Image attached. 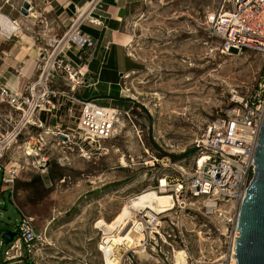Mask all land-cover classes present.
<instances>
[{
  "label": "rangeland",
  "instance_id": "obj_1",
  "mask_svg": "<svg viewBox=\"0 0 264 264\" xmlns=\"http://www.w3.org/2000/svg\"><path fill=\"white\" fill-rule=\"evenodd\" d=\"M218 1H137L135 13L128 16L124 26L131 35L125 52L137 60V70L122 76L115 99L80 98L86 80L75 85L73 92L78 100L121 112L109 139L98 144L81 141L79 104L62 98L54 118L58 124L52 126L51 117L44 123L51 133L44 135L47 145L41 152L47 161L37 164L34 158L23 157L22 148L31 136L42 135L43 128L31 127L16 142L8 143L19 114L0 103V142L6 141L0 158V235L4 230L15 232L21 217L32 218L44 234L41 243L13 260L3 259L7 244L0 237V264H102L98 249L103 235L95 223L111 221L133 196L145 190L159 191L158 178L166 176L173 181L181 171L190 174L198 151L195 143L203 137L206 126L227 109L235 90L252 92L264 75L262 53L250 49L239 54L222 53L219 39L209 37L204 17ZM3 3L0 0V13L7 14L6 6L17 11L21 23L16 24L22 28L19 36L23 40L32 36L35 49L42 41L35 39L39 32L46 31L44 39L61 36L74 21L81 25L85 21L80 10L74 9L65 23L55 20L51 25L52 20L43 14H36L35 19L28 17V12L22 13L20 0L15 5ZM43 17L47 30L40 22ZM17 39L0 34V74L6 78L18 76L23 65V60L14 65L23 56L14 47ZM38 57L37 53L32 65L21 71L28 77L20 76L17 82L15 76L19 86L34 80ZM70 64L67 70L76 72L77 67ZM81 67L85 71V66ZM72 84L56 76L49 87L69 93ZM63 127L69 139L61 144L58 129ZM3 167L17 169L8 188L1 182ZM186 204L185 209L175 205L173 210L156 215L160 221L157 233H151L153 226L141 211L136 212L135 219L145 226L148 256L119 249L120 264H173L174 251L179 249L188 256L217 259L223 247L224 223L234 210L228 204L212 212L205 208L202 198L195 197Z\"/></svg>",
  "mask_w": 264,
  "mask_h": 264
},
{
  "label": "built area",
  "instance_id": "obj_2",
  "mask_svg": "<svg viewBox=\"0 0 264 264\" xmlns=\"http://www.w3.org/2000/svg\"><path fill=\"white\" fill-rule=\"evenodd\" d=\"M45 20L40 22L44 23L43 28L47 30L48 23ZM204 25L209 37L219 39L222 53L239 54L250 49L264 55V0H219L205 14ZM43 33L46 31L35 36L36 40L39 41L40 37L42 41L36 49L40 64L34 80L26 81L16 90L0 84V103L7 104L19 114V119L13 126L14 133L8 135V143L12 140L16 142V138L28 132L31 127L43 128L42 135L31 136L22 148L23 157L34 158L37 164L42 165L47 161V157L41 153L47 145L44 135L50 133L47 128L50 126L44 123L48 117H51L49 120L56 117L62 98L79 104L77 129L81 141L89 144H98L111 138L121 115L115 108L103 107L93 101L78 100L73 94L75 85L85 81L86 71L82 72L81 66L87 65L88 58L95 49V40L81 31V23L76 24L74 21L70 30L61 36L54 34L44 39ZM70 63L77 67L76 72L67 70ZM56 76L73 82L69 93L49 87ZM104 108L110 109L111 114L104 112ZM263 117L264 75L252 92L235 90L230 96L227 109L206 126L203 137L195 143L198 151L190 174L181 171L180 177L173 181H169L166 176L158 178V187L167 189L180 209L187 206L181 208L180 203L184 204L189 198L195 197L202 198L203 205L208 210L210 209L205 202L214 201L216 207H211L212 212L217 209L219 211L221 206L228 204L234 210L233 218H226L224 223L221 232L223 247L218 258L205 260L186 255L185 264H233V260L236 264V258L232 257L235 255V238L238 237L234 216L254 174L253 155ZM58 131L60 142L64 144L69 139V132L64 127ZM5 142H0V158L5 153ZM28 147L31 151L27 150ZM80 149L83 150L82 147ZM3 168L5 172L1 182L8 188L17 169ZM161 179L166 181V185L161 184ZM43 239L44 234L34 226L32 218L21 217L15 226L13 239L7 244L3 259L20 258L31 246L41 243Z\"/></svg>",
  "mask_w": 264,
  "mask_h": 264
},
{
  "label": "crops",
  "instance_id": "obj_3",
  "mask_svg": "<svg viewBox=\"0 0 264 264\" xmlns=\"http://www.w3.org/2000/svg\"><path fill=\"white\" fill-rule=\"evenodd\" d=\"M3 1L5 6L9 1L15 5L17 4L15 2L19 0ZM137 1L139 2V0H20L21 4L27 2L31 6L33 12L29 10L31 14L28 17L31 16L36 19V14H43L47 19L52 20L50 21L51 25L55 20L57 23H65L71 17L69 13L73 14L74 9L77 11L87 5L85 11L81 12V16L85 21L89 18L93 19L96 24L83 20L81 25V31L95 40L94 52L84 67L86 85H84L85 89L82 94L79 95L84 100L89 98L96 100L103 96H108L111 99L117 98L119 94L118 83L122 76L137 70V60L125 52L126 44L131 41V35L124 31L128 16L135 13ZM6 7L9 10H5L8 11L5 16L10 18L14 24L18 23L21 18L17 11L10 9L9 6ZM21 30L22 28L19 26L18 30L12 34L18 38L14 47L23 52V56L14 61V65H16L17 62L23 60L20 74L18 76L9 75L7 78L0 74V83L6 80L4 83L11 89L19 88L15 76L17 82H20V76L28 77L21 71L32 65L37 56L33 37L30 36L23 40L19 36ZM57 124L55 119L51 120L52 126Z\"/></svg>",
  "mask_w": 264,
  "mask_h": 264
},
{
  "label": "bare ground",
  "instance_id": "obj_4",
  "mask_svg": "<svg viewBox=\"0 0 264 264\" xmlns=\"http://www.w3.org/2000/svg\"><path fill=\"white\" fill-rule=\"evenodd\" d=\"M86 8L87 5L80 8V12H84ZM18 28L19 26L14 24L10 18L0 13V34L2 36L7 37L12 35ZM110 111V109L104 108V112L111 114ZM108 116L109 118L111 117V115ZM27 150L31 151V148L28 147ZM165 183L166 181L161 179V184L164 185ZM164 189L162 187L159 191L145 190L128 199L111 221L98 220L95 223V228L99 229L103 235L98 249L101 253L102 264H119L121 259L119 249L123 250V252L130 250L139 257L148 256L144 242L145 234L143 232L145 226L140 219H135V213L140 211L143 213L144 218H147V223L151 224L154 228L151 233L159 232L157 227L160 221L156 215L171 211L175 206L172 195L166 193ZM186 205V203H180L181 208ZM205 205L210 210L216 207L214 201H207ZM221 210L223 208L219 209V211ZM237 210L234 220L236 219ZM153 220H155L154 223L152 222ZM185 260L186 252L184 250L179 249L174 251L173 264H185ZM233 264H235L234 260Z\"/></svg>",
  "mask_w": 264,
  "mask_h": 264
},
{
  "label": "water",
  "instance_id": "obj_5",
  "mask_svg": "<svg viewBox=\"0 0 264 264\" xmlns=\"http://www.w3.org/2000/svg\"><path fill=\"white\" fill-rule=\"evenodd\" d=\"M29 4L24 2L22 13H27ZM254 150V174L245 195L239 203L235 224L238 237L235 238L236 264H264V117ZM15 232L4 230L1 240L8 244Z\"/></svg>",
  "mask_w": 264,
  "mask_h": 264
}]
</instances>
